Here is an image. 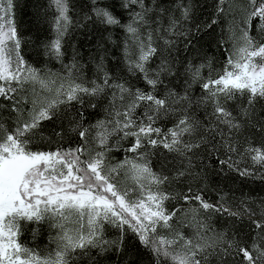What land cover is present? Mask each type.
<instances>
[{
	"label": "snow or ice",
	"instance_id": "snow-or-ice-1",
	"mask_svg": "<svg viewBox=\"0 0 264 264\" xmlns=\"http://www.w3.org/2000/svg\"><path fill=\"white\" fill-rule=\"evenodd\" d=\"M227 3L229 0H217V16L226 15L224 5ZM120 6L128 12L125 23L114 14L112 6L102 0H93L91 13L86 18L105 30L108 27L123 29L128 69L133 74H140L150 91L133 89L123 83L110 84L107 73L102 84L92 81L88 86L72 76L74 65L66 66L67 76L43 74L21 55L14 0H0V97L13 101L14 112L20 111L21 103L31 105L26 120L20 122L18 119L12 130H0V264H75L73 257L77 252L88 256L93 249L99 250L100 254L112 247L119 250L128 232L151 251L156 264H212L213 258H218L219 264H225L228 257L233 264H264V219H254L255 212L248 207L233 210L223 196L216 203L206 199V184L193 187L201 174L192 172L190 155L202 146L209 155L218 154L222 148L226 158L218 159L219 165L226 166L241 178L259 175L264 179V148L249 145L243 152L239 151V142L233 133L238 134L244 125L221 102V97L233 100L237 95L245 94L249 106L257 98L264 99V42H257L250 35L255 21H258L255 27L259 33L264 34V0H249L250 10H246L239 21L241 46L229 54L223 71L217 73L216 78L203 80V66L185 69L192 82H200L204 92L195 103L212 105L215 122L207 126L188 114L193 102L187 90L184 95L173 89H168L163 97L156 93L157 87L163 84L161 77L171 74L169 59L162 56L155 69L149 67L153 58L162 53L157 40L163 41V51L169 54L175 43L168 38L170 36L184 37L187 40L185 47L191 45V29L178 30L181 22L189 19L191 7L178 4L181 18L169 17V26L165 29L160 21L168 10L159 8L157 0H152L151 7L146 0H121ZM50 7L55 9L56 36L47 45V51L59 60L63 55L62 39L72 25L69 0H50ZM216 23L213 19L212 24ZM99 67L102 70V65ZM27 86H31L30 99ZM107 88L114 91L103 119L85 126L84 113L80 111L69 122L68 131L78 134L83 143L67 149L57 145L55 150H33L32 145L44 121L57 118L61 110L68 111L76 103L83 106L85 96H101ZM19 92L26 94L17 99ZM185 102L187 108L183 107ZM141 105L145 106V112L137 117L135 113ZM89 106L95 108L97 105ZM170 114L178 115L179 119L166 132L155 126L158 119ZM243 116H249L248 108L243 109ZM218 124L227 127V135L217 127ZM201 128L211 135V139L201 135L195 142L185 140L186 136L194 137ZM259 131L264 133V125ZM55 135L62 140L65 134L61 131ZM216 135L220 136L219 142ZM113 137L118 138L116 143L110 142ZM130 137L133 143L122 148L121 142ZM48 142L51 143L50 139ZM148 146H162L168 152L176 153L182 161L186 159L187 164L182 163L181 169L172 176L158 173L151 166L149 154L141 151ZM113 149L135 155H125L122 161L113 164L109 161ZM233 155L239 159H233ZM245 159L251 161V166H240ZM122 172L131 178L135 187L121 189ZM186 177L191 178L186 190H164L165 185ZM130 195L136 198L130 199ZM169 200L177 201L172 210L166 207ZM180 201L190 207H183ZM179 213L191 215L187 223L183 219L177 223L192 228L193 236L186 237L179 230L172 238L159 235L161 228L172 231V222ZM209 213L227 214L238 219L248 216L256 230L252 243L249 245L246 239L237 236L229 239L226 233L216 231L210 224ZM73 217L77 218L78 227L69 228L67 224ZM45 219L58 230L57 246L54 252L41 256L38 251L20 243L19 237L22 222ZM105 225L119 230L118 241L104 238ZM92 264H98V261L93 259Z\"/></svg>",
	"mask_w": 264,
	"mask_h": 264
},
{
	"label": "trees",
	"instance_id": "trees-1",
	"mask_svg": "<svg viewBox=\"0 0 264 264\" xmlns=\"http://www.w3.org/2000/svg\"><path fill=\"white\" fill-rule=\"evenodd\" d=\"M102 2L112 6L114 14L121 19L122 23L127 22L128 12L121 8V0H102ZM92 3L93 0H69V15L72 18V25L62 39L63 55L58 60L54 55H49L47 51V45L56 36L53 26L55 9L50 7V0H14V19L21 39V55L29 64L41 69L43 74L52 73L67 76L68 69L66 66L74 65L72 76L77 79V82L85 83L88 86H91L92 81L102 84L104 75L107 73L110 84L123 83L133 89L141 88L150 91V87L145 84L141 75L138 73L133 74L128 69L125 55L126 37L123 29L108 27L105 30L103 26L93 25L86 18L91 13ZM146 3L149 7L152 6V0H146ZM180 3L190 6L191 13L187 21L181 22L178 30L191 29L190 39L192 43L190 46L185 47L187 40L184 37L170 36L168 38L174 40L175 43L169 54L168 51H163V41L157 40L162 53L153 58L149 67L155 69L159 65L162 56L169 59L171 74H165L161 77L163 84L157 87L156 93L163 97L168 89H173L180 95H184L187 90L193 102L188 114L207 126L215 122V117L212 115V105H197L195 103L204 95V92L200 82H192L185 69L189 66H203L201 69L203 80H207L209 77L216 78L217 73L223 71L229 54L233 53L235 47L239 44L242 34L239 21L245 15L246 10H250L249 0H229V3L224 5L226 15L220 16L215 13L217 0H157L159 8L168 10L163 14L160 21L163 28H168L169 17L181 18V12L177 8ZM229 5H231V11H229ZM159 8L157 11H159ZM213 19L217 20L216 24H212ZM256 23L258 21L254 22L250 35L257 42H264V34L259 33L258 28L255 27ZM197 28H199V31H197ZM154 39H156L155 35ZM101 65L102 70L99 67ZM28 88L30 99L31 88L29 86ZM113 91L112 88H107L101 96H85L83 106L76 103L68 111L61 110L57 118L44 121L37 132V139L32 145L33 150H49V148L55 150L57 145H62L67 149L83 143L78 134L68 131L70 120L80 111L84 113L83 123L85 126L103 119L107 115L105 110L109 107V100ZM25 94L19 92L16 94V98L20 99ZM117 95L119 94L117 93ZM127 101L128 98L125 97V103ZM221 102L244 125L238 134L233 133L234 138L239 142V151L243 152L245 147L249 145L264 148V133L259 131L260 126L264 125V99L257 98L249 106L248 96L245 94L244 96L237 95L233 100H225L221 97ZM12 104V100L0 97V130H12L16 127L18 119L23 122L28 118L27 109L30 108V103H21L19 112L12 110ZM90 104H96L97 106L92 108L89 106ZM117 104H119V101H117ZM183 107H188L187 102ZM245 108L249 109L248 117L243 116V109ZM144 112L145 106L141 105L136 110L135 115L141 117ZM178 119V115L170 114L167 117L158 119L155 126L166 132ZM217 127L227 135L228 129L226 126L218 124ZM61 131L65 134L62 140L55 135V133ZM201 135H208L211 139V135L205 133L201 128L194 137L186 136L185 140L191 139L195 142ZM40 136L45 137V139L40 140ZM89 139L91 140V137ZM117 139L113 137L110 142L116 143ZM216 141H220L219 135H216ZM121 143L122 148H127L133 143V138L130 137ZM92 147L95 148V144ZM141 151L149 154L148 159L153 170L164 175L172 176L181 169L182 163L187 164L186 159L182 161L176 153H170L162 146L156 148L148 146L141 149ZM125 155L133 157L135 154H126L122 149H113L109 154V161L113 164L118 163L125 158ZM190 155L193 158L192 172L201 174V179L193 187H201L206 184L207 188L204 193L206 199L216 203L223 196L225 202L233 210L248 207L255 212L254 219H264V179L260 178L259 175L241 178L226 166L219 165L218 159L226 158L222 148L218 154L209 155L206 147L202 146ZM233 159H239V157L233 155ZM245 165L251 166V161L245 159L240 166L244 167ZM190 179V177H186L174 181L171 185H165L164 190L168 192L186 190ZM179 203L185 208L190 207V205L183 204V201ZM176 205L177 201L175 200L166 202V207L169 210H172ZM209 215L211 216L210 224L216 231L226 233L229 239L237 236L246 239L249 245L252 243L256 230L248 216L238 219L221 213H209ZM76 219V217H73V220L67 226L69 228L78 227L75 223ZM181 219L187 223L191 220V215L184 216L183 213H179L172 222V231L161 228L158 234L172 238L174 232L179 230L186 237L193 236L192 228L178 225L177 221ZM57 235L58 230L52 228L47 219L42 222L25 221L21 225L19 241L26 247L38 251L41 256H45L56 250L57 241L55 238ZM104 238L109 241H118L119 230L111 225H105ZM73 259L75 264H92L93 259L98 261V264H156V259L151 251L141 245L131 232L124 236L123 246L119 250L112 247L100 254L99 250L93 249L88 256H82L77 252ZM165 264H170V262H165ZM212 264H219V259L213 258ZM225 264H233L232 259L230 257L225 258Z\"/></svg>",
	"mask_w": 264,
	"mask_h": 264
},
{
	"label": "rangeland",
	"instance_id": "rangeland-1",
	"mask_svg": "<svg viewBox=\"0 0 264 264\" xmlns=\"http://www.w3.org/2000/svg\"><path fill=\"white\" fill-rule=\"evenodd\" d=\"M241 36H242V34H241ZM241 36H240V37H241ZM241 43H242V41L239 40V44L235 47L234 51H235L238 47L241 46ZM27 87H28V86H27ZM29 87L31 88V86H29ZM121 161H122V160H121ZM120 187H121L122 190H124V189H126V188H133V187H135V185H134L133 181L131 180V178H130V177H125V176L123 175V172L121 173V176H120ZM135 198H136L135 195H131V196H130V199H135Z\"/></svg>",
	"mask_w": 264,
	"mask_h": 264
}]
</instances>
